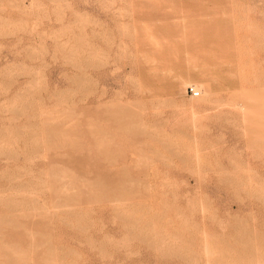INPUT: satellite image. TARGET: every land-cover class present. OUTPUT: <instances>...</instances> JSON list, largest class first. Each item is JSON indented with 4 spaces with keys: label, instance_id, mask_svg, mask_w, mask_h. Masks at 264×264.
<instances>
[{
    "label": "rangeland",
    "instance_id": "rangeland-1",
    "mask_svg": "<svg viewBox=\"0 0 264 264\" xmlns=\"http://www.w3.org/2000/svg\"><path fill=\"white\" fill-rule=\"evenodd\" d=\"M13 259L264 264V0H0Z\"/></svg>",
    "mask_w": 264,
    "mask_h": 264
},
{
    "label": "bare ground",
    "instance_id": "bare-ground-1",
    "mask_svg": "<svg viewBox=\"0 0 264 264\" xmlns=\"http://www.w3.org/2000/svg\"><path fill=\"white\" fill-rule=\"evenodd\" d=\"M199 93H200V91H199ZM192 95H193V94H192ZM198 95H199V94H198ZM194 96H197V95H194ZM41 143H42V141H41ZM99 144H100V143H99ZM102 144H103V143H102ZM42 145H43V144H42ZM58 145H59V144H58ZM29 146H30V145H29ZM39 146H40V145H39ZM54 146H55V145H54ZM32 147H33V145H32ZM40 148H42V147H40ZM40 148H39V149H40ZM46 148H47V147H46ZM37 149H38V147H37ZM42 150H43V149H42ZM35 151H36V150H35ZM3 154L5 155V153H3ZM7 156H8V155H7ZM27 166H29V165H27ZM23 167H24V166H23ZM6 170H7V169H6ZM30 170H31V168H30ZM30 170H28V171H30ZM40 171H41V170H40ZM7 172H8V171H7ZM19 173H21V172H19ZM8 174H9V173H8ZM22 174H23V173H22ZM28 174H29V173H28ZM28 174H27V175H28ZM55 174H56V173H55ZM5 175H6V174H5ZM23 175H24V174H23ZM15 176L18 177L17 175H15ZM19 177H20V176H19ZM31 177H32V176H31ZM130 177H131V176H130ZM29 180H30V179H29ZM29 180H28V181H29ZM42 181H43V180H42ZM98 181H99V180H98ZM95 183H96V181H95ZM99 183H100V182H99ZM64 184H65V183H64ZM96 184H97V183H96ZM55 185H56V184H55ZM46 188H47V187H46ZM54 189H55V188H54ZM56 189H58V187H57ZM74 189H75V188H74ZM40 190H41V189H40ZM36 191H37V190H36ZM55 192H56V191H55ZM92 192H93V191H92ZM37 195H38V194H37ZM26 196H27V195H26ZM57 197H59V196H57ZM59 198H60V197H59ZM33 199H34V198H33ZM33 199H32V198L29 199L28 202H29L30 200L33 201ZM36 199H37V198H36ZM34 200H35V199H34ZM26 201H27V200H26ZM28 202H26V204H27ZM33 202H34V201H33ZM63 202H65V201H63ZM31 204H32V203H31ZM8 206H10V205H7V207H8ZM33 206H34V205H33ZM10 207H11V206H10ZM10 207H9V208H10ZM69 207H70V206H69ZM14 208H15V207H14ZM62 208H63V207H62ZM72 209H73V207H72ZM11 210H12V208H11ZM13 210H14V209H13ZM68 210H69V209H68ZM47 211H48V210H47ZM64 211H65V210H64ZM72 211H74V210H72ZM78 211H79V210H78ZM37 212H38V211H37ZM69 212H70V211H69ZM75 212H77V211H75ZM34 213H35V212H34ZM65 213H67V212H65ZM70 213H71V212H70ZM78 213H79V212H78ZM31 214H32V213H31ZM74 214H75V213H74ZM25 215H26V214H25ZM38 215H39V214H38ZM71 215H72V213H71ZM76 215H77V213H76ZM11 216H12V214H11ZM11 216L9 215V217H11ZM23 216H24V215H23ZM72 216H74V215H72ZM80 216L82 217V215H80ZM9 217H8V218H9ZM15 217H16V216H15ZM1 218H2V217H1ZM3 218H4V217H3ZM77 218H78V217H77ZM4 219H5L4 222L2 221L3 223H6V220H8V221L11 220V219H7L6 217H5ZM12 219H14L13 216H12ZM15 219H17V218H15ZM1 220H2V219H1ZM8 221H7V222H8ZM14 222H15V221H13L12 223H14ZM16 224H17V223H16ZM18 225H21V224L19 223ZM37 232H38V231H37ZM137 232H138V231H137ZM35 233H36V232H35ZM32 234H33V233H32ZM42 236H44V235H42ZM37 243H38V242H37ZM34 245H35V244H34ZM18 247H19V246H18ZM30 247H31V246H30ZM14 250H16V248H14ZM48 250H49V249H48ZM48 250H47V251H48ZM11 251H12V250H11ZM51 251H52V249H51ZM23 252H24V251H23ZM18 253H19V252H18ZM45 253H46V252H45ZM15 254H16V253H15ZM49 254H50V253L48 252V256H49ZM10 255H11V254H10ZM44 256H45V255H44ZM51 256H52V254H51ZM19 257H20V256H19ZM8 258H9V257H8ZM8 258H7V259H8ZM16 258H17V257H16ZM47 258H48V257H46V259H47ZM10 259L12 260V258H10ZM11 260H10V261H11ZM16 260H17V259H16ZM50 260H51V259H50ZM8 261H9V260H8ZM10 261H9V262H10ZM44 261H45V260H44ZM47 261H48V259H47ZM53 261H54V260H53ZM16 262H17V261H16ZM11 263H14V259H13V262H11ZM22 263H23V262H22ZM4 264H5V263H4ZM9 264H10V263H9ZM14 264H15V263H14Z\"/></svg>",
    "mask_w": 264,
    "mask_h": 264
},
{
    "label": "built area",
    "instance_id": "built-area-1",
    "mask_svg": "<svg viewBox=\"0 0 264 264\" xmlns=\"http://www.w3.org/2000/svg\"><path fill=\"white\" fill-rule=\"evenodd\" d=\"M187 91H190L191 94H193V95H198L199 94V91L194 86H189L187 88Z\"/></svg>",
    "mask_w": 264,
    "mask_h": 264
}]
</instances>
